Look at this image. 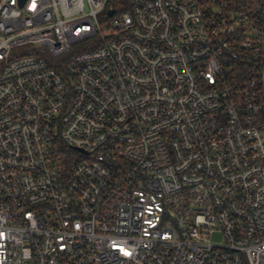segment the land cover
<instances>
[{
	"label": "built area",
	"instance_id": "obj_1",
	"mask_svg": "<svg viewBox=\"0 0 264 264\" xmlns=\"http://www.w3.org/2000/svg\"><path fill=\"white\" fill-rule=\"evenodd\" d=\"M0 264H264V0H0Z\"/></svg>",
	"mask_w": 264,
	"mask_h": 264
},
{
	"label": "rangeland",
	"instance_id": "obj_2",
	"mask_svg": "<svg viewBox=\"0 0 264 264\" xmlns=\"http://www.w3.org/2000/svg\"><path fill=\"white\" fill-rule=\"evenodd\" d=\"M215 241H217V242H218V241H220V239H219L218 237H216V238H215Z\"/></svg>",
	"mask_w": 264,
	"mask_h": 264
},
{
	"label": "water",
	"instance_id": "obj_3",
	"mask_svg": "<svg viewBox=\"0 0 264 264\" xmlns=\"http://www.w3.org/2000/svg\"><path fill=\"white\" fill-rule=\"evenodd\" d=\"M110 14H113V12L111 11Z\"/></svg>",
	"mask_w": 264,
	"mask_h": 264
}]
</instances>
